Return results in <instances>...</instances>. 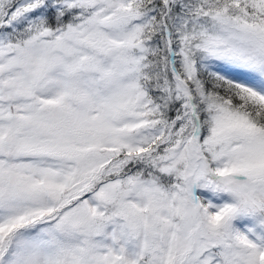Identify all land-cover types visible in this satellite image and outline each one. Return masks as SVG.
Here are the masks:
<instances>
[{
	"label": "snow or ice",
	"instance_id": "1",
	"mask_svg": "<svg viewBox=\"0 0 264 264\" xmlns=\"http://www.w3.org/2000/svg\"><path fill=\"white\" fill-rule=\"evenodd\" d=\"M0 264H264V0H0Z\"/></svg>",
	"mask_w": 264,
	"mask_h": 264
}]
</instances>
